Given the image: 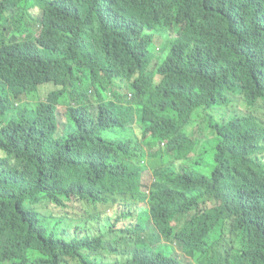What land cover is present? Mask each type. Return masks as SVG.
I'll use <instances>...</instances> for the list:
<instances>
[{
    "label": "trees",
    "instance_id": "trees-1",
    "mask_svg": "<svg viewBox=\"0 0 264 264\" xmlns=\"http://www.w3.org/2000/svg\"><path fill=\"white\" fill-rule=\"evenodd\" d=\"M263 111L264 0H0V264H264Z\"/></svg>",
    "mask_w": 264,
    "mask_h": 264
},
{
    "label": "rangeland",
    "instance_id": "rangeland-1",
    "mask_svg": "<svg viewBox=\"0 0 264 264\" xmlns=\"http://www.w3.org/2000/svg\"><path fill=\"white\" fill-rule=\"evenodd\" d=\"M41 14H39L40 16ZM34 16L36 17V15L34 14ZM38 16V17H39ZM163 41L162 40H159L157 42V45H160ZM156 44L154 46V48H156ZM161 48H163L161 45L159 46ZM158 80V78H157ZM156 80V81H157ZM116 84L118 85V87H123L124 89H126L127 87H129V84L127 81L125 80H117ZM234 104L232 106V110L233 109H237V110H240V112L238 113V117H247L248 116V112L243 109L239 104H238V101L239 99L238 98H234ZM60 111V120H61V125L64 126V130L65 131H70L71 129V123L69 121V118L67 116V113H66V108L64 107H61V109H59ZM215 118L222 121L223 119V114L221 113H215ZM257 117L259 118V121L260 122H264V111L263 112H260L257 114ZM197 122V121H196ZM196 125L195 124L194 126H192V128H189V129H186L185 132L189 135H193L194 138H196L199 142H200V145L198 148H200V152H199V155L196 156L197 158H199V161H200V167L198 168L199 171H202L204 174L210 176V175H213L214 173V169H215V166H216V163H215V160H214V155L212 154V147L208 144L209 142H212L213 144V132H212V129L211 130H206L205 132L201 133L200 135L196 136L193 134V130L196 128ZM205 147V149H203ZM201 154V155H200ZM122 241H132V236L131 235H123L122 237ZM166 246H169L173 249H176L174 245H171L169 243H165ZM120 247L122 248V250L124 251V248H123V245H120ZM160 248H163V247H160ZM164 249V248H163ZM127 251V250H126ZM161 249L158 250V252H160ZM102 262L104 263H114V264H117L118 262H124L121 258L119 261H115V259L109 255V254H106L105 257H99ZM177 258H180V260L183 262V264H196L194 261L190 260L189 258L185 257L180 251H177Z\"/></svg>",
    "mask_w": 264,
    "mask_h": 264
}]
</instances>
